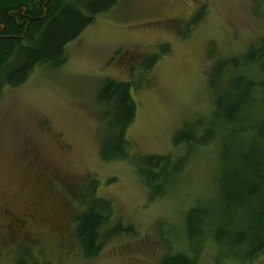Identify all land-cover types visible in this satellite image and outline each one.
Instances as JSON below:
<instances>
[{"label":"rangeland","instance_id":"obj_1","mask_svg":"<svg viewBox=\"0 0 264 264\" xmlns=\"http://www.w3.org/2000/svg\"><path fill=\"white\" fill-rule=\"evenodd\" d=\"M264 34V0H119L67 46V62L37 68L19 88L0 96V264H13L22 246L52 264H160L165 240L184 236L185 214L212 198L214 146L196 147L164 198L150 200L135 167L101 159L106 122L97 102L107 79L135 81L136 118L127 131L131 155H171L174 137L214 108L208 73ZM168 45L145 74L138 63ZM144 75V78L142 77ZM93 180L114 208L113 222L135 236L107 241L88 263L75 239L79 196ZM184 247L176 244L175 248ZM210 246L202 264H213ZM254 264H264V257Z\"/></svg>","mask_w":264,"mask_h":264},{"label":"trees","instance_id":"obj_2","mask_svg":"<svg viewBox=\"0 0 264 264\" xmlns=\"http://www.w3.org/2000/svg\"><path fill=\"white\" fill-rule=\"evenodd\" d=\"M118 1L0 0V96L24 85L37 68L63 67L67 46ZM168 53L170 47L161 46L159 53L141 59L138 68L148 74ZM208 86L213 111L178 131L173 145L187 151L177 157L131 155L127 131L137 114L132 90L141 85L107 79L98 93L104 109L99 119L107 124L101 159L131 163L151 201L168 195L196 147L216 148L212 198L186 212L178 243L161 234L166 252L160 264H202L209 245L216 250L213 264H254L264 257V34L243 54L219 59L208 73ZM98 189L93 180L79 196L82 210L75 219V239L88 263L99 258L107 241L136 233L121 220L113 222V205L98 196ZM176 244L184 247L176 249ZM13 264L52 263L22 246Z\"/></svg>","mask_w":264,"mask_h":264}]
</instances>
